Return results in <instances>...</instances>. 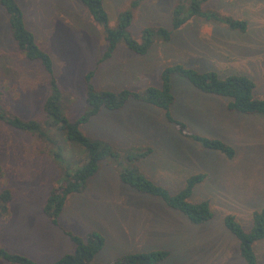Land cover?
I'll use <instances>...</instances> for the list:
<instances>
[{
	"label": "rangeland",
	"instance_id": "rangeland-1",
	"mask_svg": "<svg viewBox=\"0 0 264 264\" xmlns=\"http://www.w3.org/2000/svg\"><path fill=\"white\" fill-rule=\"evenodd\" d=\"M17 1L27 28L54 61L62 109L72 121L89 109L83 78L91 71H95V88L116 93L161 88L163 70L174 65L216 72L222 78L240 74L254 81V97L264 99V0H202L203 11L219 19L195 16L175 31L173 12L180 4L186 16L190 0H145L133 10V0H104L112 27L119 23L120 14L131 9L129 31L138 41L146 29L163 28L172 36L168 42L155 37L146 55L121 44L101 64L106 50L103 29L81 0ZM227 18L247 22V32L228 29L221 22ZM0 80L2 109L11 116L40 121L47 134L41 138L0 121V193L9 189L13 194L0 221V248L39 264H52L75 251L67 231L86 239L100 232L106 244L96 263L167 251L169 257L159 264H246L240 243L224 220L233 215L249 232L253 213L264 208V115L229 111L228 98L205 94L182 77L172 79L175 119L185 123L190 134L233 146L236 156L230 160L184 137L155 106L131 100L119 111H102L82 130L110 143L119 160L101 162L86 189L68 197L59 224L54 225L44 212L63 176L54 153L62 154L75 170L86 164L87 156L57 127L46 125L43 106L51 94L50 77L40 63L20 52L1 5ZM148 150L147 156L130 159ZM126 167L138 169L173 195L186 187L189 177L206 174L190 202H209L213 219L194 225L161 200L130 188L120 179ZM254 250L259 264H264V239L254 244ZM0 264L11 263L0 259Z\"/></svg>",
	"mask_w": 264,
	"mask_h": 264
},
{
	"label": "trees",
	"instance_id": "trees-1",
	"mask_svg": "<svg viewBox=\"0 0 264 264\" xmlns=\"http://www.w3.org/2000/svg\"><path fill=\"white\" fill-rule=\"evenodd\" d=\"M144 1L133 0L131 9L139 8ZM81 2L103 29L106 50L99 60V64L110 60L121 44H124L128 50L135 54L146 55L154 44L155 37H159L166 42L171 40L172 32L160 28L158 30H144L142 40L138 41L131 36L129 31L133 21L131 9L120 14L119 23L116 27H112L109 15L104 7V0H81ZM0 5L8 16L12 36L20 52L27 59L40 63L50 77L51 94L43 106L47 118L46 125L57 127L70 142L79 145L87 156L86 164L75 170L66 164L62 154L54 153V159L60 161L64 169L59 185L50 193L44 208L45 214L54 225L59 224L68 197L86 189L89 181L98 173L100 163L106 160H119V153L110 143L92 138L82 130L83 125L88 124L102 111H119L131 100L155 106L164 111L166 119L172 122L184 137L199 143L204 149L219 152L230 160L236 156V150L233 146L219 139L190 134L188 126L175 119L172 114V107L176 102V97L173 93L172 79L175 76L182 77L205 94L228 98L230 100L227 105L229 111L247 115H264V99L254 97L255 83L248 76L234 74L222 78L216 72H200L184 65H174L163 70L161 88L148 87L143 93L128 89H123L117 93L109 90H98L92 82L95 71L89 72L83 78L86 87V103L89 109L76 121H72L62 109V92L55 74L54 61L51 55L41 48L35 34L27 28L24 11L19 2L17 0H0ZM179 5L173 12L174 31L183 27L188 20L195 16L207 20L219 19L217 16L203 11L202 0L187 2L189 12L186 16L183 15L185 8ZM221 22H224L223 24L232 31L246 33L248 30V23L245 21L227 18ZM2 101L3 91L0 88V121L6 122L16 130L47 138L40 121L25 120L19 116L8 115L2 109ZM149 152L151 150L139 152L136 156H130V159L132 161L138 160L140 157L147 156ZM206 177L207 175L204 173L189 177L186 187L173 195L166 187L154 183L138 169L126 167L122 169L120 175V179L124 184L139 193L161 200L170 209L186 216L194 225H203L214 217L209 202L204 201L195 204L190 202L196 186L201 184ZM12 200L13 194L9 189L0 193V221L8 213V205ZM253 223L252 230L247 232L235 216L228 215L224 220L225 227L239 241V252L241 257L245 259L246 264H259L254 244L264 239V208L253 213ZM66 233L75 244V251L73 254L65 255L52 264H103L95 262L96 256L106 244L105 238L100 232L90 233L87 239L71 231ZM169 255L170 253L167 251L131 254L106 264H159L167 259ZM0 259L11 264H39L27 256L9 252L4 248H0Z\"/></svg>",
	"mask_w": 264,
	"mask_h": 264
}]
</instances>
